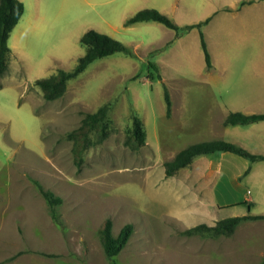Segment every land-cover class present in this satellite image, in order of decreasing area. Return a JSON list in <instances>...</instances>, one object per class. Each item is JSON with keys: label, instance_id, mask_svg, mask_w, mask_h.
<instances>
[{"label": "rangeland", "instance_id": "rangeland-1", "mask_svg": "<svg viewBox=\"0 0 264 264\" xmlns=\"http://www.w3.org/2000/svg\"><path fill=\"white\" fill-rule=\"evenodd\" d=\"M21 1L25 12L10 35L8 69L0 77V264H111L99 234L107 218L114 236L127 223L134 226L115 264L263 263L264 220L244 221L230 236L187 233L249 213L243 204H203L213 194L207 189L216 183L209 169L215 160L198 157L172 177L165 176V163L215 137L198 109L224 102L238 110L264 97V0L239 9L242 0ZM221 5L235 10L203 27L210 69L197 29L176 36L157 22L125 26L142 9H157L182 26ZM90 29L122 42L131 55L96 60L68 81L62 97L45 100L34 82L72 70ZM164 85L172 100L169 116ZM104 105L110 108L107 136L90 135L78 166L67 135ZM252 110L264 112L256 104ZM133 115L147 133L138 148L130 144ZM256 166L252 177L241 178L244 191L229 186L225 194L247 198L251 214H264V161ZM206 167L211 173H198ZM35 181L62 202L52 208Z\"/></svg>", "mask_w": 264, "mask_h": 264}, {"label": "trees", "instance_id": "trees-1", "mask_svg": "<svg viewBox=\"0 0 264 264\" xmlns=\"http://www.w3.org/2000/svg\"><path fill=\"white\" fill-rule=\"evenodd\" d=\"M251 2H253V0H242L239 2L237 8L239 9L243 5ZM222 9L225 11L235 10L230 6H225ZM24 11L25 6L21 0H0V77H2L8 69L7 58L10 53V46L8 44L10 35L20 21ZM212 17L213 15L208 16L204 20L181 26L161 11L154 8H147L139 10L134 15L129 17L125 21V26L141 22H157L171 30H174L176 36H180L183 33L197 29L205 63L207 68L210 69L212 68L213 63L203 27L210 22ZM80 42L85 47V53L79 58L77 65L72 70L67 71L59 69L56 74L49 77L39 78L34 82V84L41 89L45 100L53 101L62 97L67 90L68 81L78 77L96 60L105 58L115 53H125L126 55H131V50L122 42L116 40L108 34L101 33L93 29L85 32L82 35ZM149 66L157 72V79L161 80L162 76L159 73L157 65L150 62ZM148 77L149 79L154 78L151 73H149ZM164 100L166 104V113L169 116L172 109V100L166 85H164ZM109 109L108 105H104L95 113L87 114L83 119L81 126L67 135V139L73 141V151L78 166L82 161L83 153L90 144V135L93 132L96 133L100 141L105 139L107 136V117ZM258 121H264V113L245 114L242 112H230L225 120V124L248 125ZM146 139L147 133L143 121L139 116L133 115L130 144L133 147L138 148L146 143ZM219 152H230L248 159L250 161V165L244 175H249L251 173L254 164L264 161V154L253 153L232 142H227L225 140L203 141L184 148L178 152L172 160L167 161L165 163V176H174L179 170L191 165L198 157ZM35 183L37 184L40 193L52 208L62 202L61 198L55 196L51 191L45 190L37 181H35ZM242 204L248 206V214L228 217L217 221L214 225H208L205 223L198 224L189 228L187 233L191 234L194 232H204L215 236H230L234 233L236 227L244 221L264 220V214L250 213V205H248L247 202L236 205ZM112 227V220L107 218L103 222L99 234L106 256L111 259V264H115L113 258L117 256L128 244L134 232V226L131 223H127L120 230L117 236L113 235ZM261 264H264V262Z\"/></svg>", "mask_w": 264, "mask_h": 264}, {"label": "crops", "instance_id": "crops-1", "mask_svg": "<svg viewBox=\"0 0 264 264\" xmlns=\"http://www.w3.org/2000/svg\"><path fill=\"white\" fill-rule=\"evenodd\" d=\"M223 7H225V5L219 6L217 9L207 14V16L203 19H193L191 21H185L184 23H182V26L183 24L186 25L192 22L204 20L208 16L213 15L210 22L207 25H205V29H206L208 26L213 24V22H215L219 18V16H226L225 18L228 19L229 16L227 12H224V10L221 9ZM225 18L223 20H226ZM183 38L177 39L176 43L181 42ZM150 44L154 45L155 43L151 42ZM256 100L257 101L255 102V104L261 107L263 106L264 108V97H260ZM255 104L252 105V107L249 106L242 107V109H238V110H232L229 107V105L224 102L219 104L215 103L211 105L207 104L206 106H203L201 109L197 108L198 111H205L206 116L208 118L206 130L210 131L209 134H213L215 136L212 139H203L200 142L211 141V140H225L227 142H232L243 148H246L247 150L253 153L264 154V121H258L248 125L225 124V120L230 112H242L245 114L256 113L253 112L252 110ZM185 109H187V104H184L181 108L182 111H185ZM259 113H264V112H259ZM202 157L204 158L210 157L215 160L214 161L215 163L212 166H210L209 169L213 168L214 170L213 175L214 173H215L214 176L217 175L215 185L213 187L209 186L207 189L208 191L213 190V194L211 192L209 198L207 200H204L203 204L205 205V207L213 208V206L217 207V205H220V208L221 207L229 208V207L239 206L236 204H241L243 202H247L249 204L250 201L247 198L244 200H240L233 196H229L228 194H225L226 192L225 189L231 186L234 190H237L238 192H240L241 190L244 191V181L241 180V178L244 175L245 171L248 169L250 165V161L244 157H241L237 154L230 152H219L210 155H205ZM256 167H257L256 164H254L251 173L247 175L248 177L246 178L247 180L249 179V177H252V175L255 173ZM209 169L207 167L205 169L199 168L198 173L207 175V173L210 172ZM219 191L221 193H219ZM220 208H216V209L218 210ZM242 215L245 214H236L230 217L242 216Z\"/></svg>", "mask_w": 264, "mask_h": 264}]
</instances>
